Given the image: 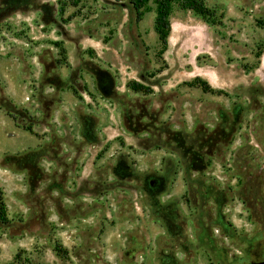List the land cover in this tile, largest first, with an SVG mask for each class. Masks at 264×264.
Segmentation results:
<instances>
[{
    "label": "rangeland",
    "instance_id": "1",
    "mask_svg": "<svg viewBox=\"0 0 264 264\" xmlns=\"http://www.w3.org/2000/svg\"><path fill=\"white\" fill-rule=\"evenodd\" d=\"M205 3L161 52L155 0H0V264L264 258V0Z\"/></svg>",
    "mask_w": 264,
    "mask_h": 264
},
{
    "label": "trees",
    "instance_id": "2",
    "mask_svg": "<svg viewBox=\"0 0 264 264\" xmlns=\"http://www.w3.org/2000/svg\"><path fill=\"white\" fill-rule=\"evenodd\" d=\"M132 5L136 18L140 21L143 17V9L145 8L148 0H129ZM156 4V18L154 29L158 36V40L161 45V52H164L168 47V39L171 33L170 17L175 6L180 7L183 10L193 12L195 15L200 17L207 24H214L213 18L216 16L215 12L210 9L205 0H155ZM260 53V52H259ZM261 54H259L260 57ZM191 85H198L204 91L211 93L215 92L206 82L201 79H196ZM132 90L141 91L145 89L139 84H131ZM146 91H149L146 89ZM226 95V94H225ZM0 220L3 223H8L7 211L4 203L3 192L0 189Z\"/></svg>",
    "mask_w": 264,
    "mask_h": 264
},
{
    "label": "flooded vegetation",
    "instance_id": "3",
    "mask_svg": "<svg viewBox=\"0 0 264 264\" xmlns=\"http://www.w3.org/2000/svg\"><path fill=\"white\" fill-rule=\"evenodd\" d=\"M241 264H264V258H262L261 260H257V261L243 262Z\"/></svg>",
    "mask_w": 264,
    "mask_h": 264
}]
</instances>
